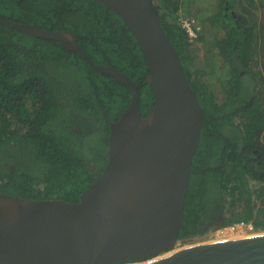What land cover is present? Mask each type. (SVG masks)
I'll use <instances>...</instances> for the list:
<instances>
[{
    "label": "trees",
    "instance_id": "1",
    "mask_svg": "<svg viewBox=\"0 0 264 264\" xmlns=\"http://www.w3.org/2000/svg\"><path fill=\"white\" fill-rule=\"evenodd\" d=\"M152 3L203 111L177 242L203 236L206 224L217 219L213 229L243 221L264 230V23L257 30L248 24L264 4L221 0L218 12L201 20L198 42L212 33L230 73L218 102L208 82L213 62L196 60L178 24L183 11L198 21L193 0ZM234 8H240L235 17ZM0 18L74 34L93 65L112 66L135 83L141 118L154 105L147 64L131 30L97 1L0 0ZM130 99L128 85L94 71L78 52L0 25V194L78 202L102 174L110 123Z\"/></svg>",
    "mask_w": 264,
    "mask_h": 264
},
{
    "label": "water",
    "instance_id": "2",
    "mask_svg": "<svg viewBox=\"0 0 264 264\" xmlns=\"http://www.w3.org/2000/svg\"><path fill=\"white\" fill-rule=\"evenodd\" d=\"M95 1L131 30L154 105L141 118L135 83L112 66L93 65L74 34L0 18V25L78 52L94 71L131 88L130 103L110 123L107 164L78 202L0 194V264H264V233L172 250L203 111L152 0ZM123 259L137 261L117 263Z\"/></svg>",
    "mask_w": 264,
    "mask_h": 264
},
{
    "label": "rangeland",
    "instance_id": "3",
    "mask_svg": "<svg viewBox=\"0 0 264 264\" xmlns=\"http://www.w3.org/2000/svg\"><path fill=\"white\" fill-rule=\"evenodd\" d=\"M221 0H193L195 10H198L197 19L198 23L201 26V20L205 19L206 17H209L211 15H214L218 12V7ZM240 8H234L232 11L237 14L240 12ZM181 15H187V12L181 13ZM252 23L256 24V30L259 29L260 23H264V6H259L255 12V15H253L252 20L248 23L251 25ZM206 26V29H209L208 23H204ZM214 26H212V32L215 31ZM213 35L210 32H205L203 39L199 41L197 44H193L194 53L193 55L197 58L196 60L201 61H210L213 62L215 73L208 78V82L213 86L214 93L217 96L218 102H221L224 100V97L226 96L224 91V85L227 82V84H231L230 81V73L228 66L224 64L221 57L218 56L216 49L213 47ZM206 57V59H205ZM258 185L252 184V189L256 188ZM255 202V205H259ZM257 233H264V230L257 229ZM212 235L210 233L205 234L200 237H195L191 240H188L186 243H180L177 242L172 250H177L179 248H182L184 246H189L193 244H197L199 242H206L213 240ZM163 256V255H162Z\"/></svg>",
    "mask_w": 264,
    "mask_h": 264
},
{
    "label": "built area",
    "instance_id": "4",
    "mask_svg": "<svg viewBox=\"0 0 264 264\" xmlns=\"http://www.w3.org/2000/svg\"><path fill=\"white\" fill-rule=\"evenodd\" d=\"M254 1L257 3L264 4V0ZM178 24L180 25L184 33L187 35L188 40L192 44H197L199 38L198 33L201 30L198 21L192 16L184 15L178 18ZM255 233H257V229L254 227L253 223L240 221L228 226L217 228L214 231L210 232V235L215 238H219L227 235H253Z\"/></svg>",
    "mask_w": 264,
    "mask_h": 264
},
{
    "label": "flooded vegetation",
    "instance_id": "5",
    "mask_svg": "<svg viewBox=\"0 0 264 264\" xmlns=\"http://www.w3.org/2000/svg\"><path fill=\"white\" fill-rule=\"evenodd\" d=\"M233 10V9H232ZM232 12V15L235 17L236 16V13H234L233 11H231ZM238 15V14H237ZM247 83H250L251 84V82H247ZM222 219V218H221ZM206 222H204L203 223V225L205 224ZM218 223H220V219L218 220H216V221H214V223L213 224H209V225H207L206 224V227H205V230H207V233H205V234H208V233H210V232H212V231H214L215 229H213V226L214 225H217ZM204 234V235H205Z\"/></svg>",
    "mask_w": 264,
    "mask_h": 264
},
{
    "label": "bare ground",
    "instance_id": "6",
    "mask_svg": "<svg viewBox=\"0 0 264 264\" xmlns=\"http://www.w3.org/2000/svg\"><path fill=\"white\" fill-rule=\"evenodd\" d=\"M256 234H259V233H255L253 235H256ZM246 236H251V235H227V236H224V237H219V238H215L213 240H210V241H214V240H222V239H235V238H241V237H246ZM167 255V254H166ZM166 255H163L161 257H164Z\"/></svg>",
    "mask_w": 264,
    "mask_h": 264
}]
</instances>
